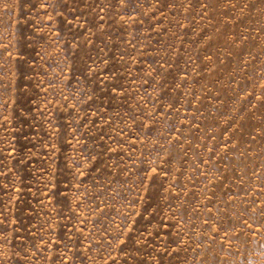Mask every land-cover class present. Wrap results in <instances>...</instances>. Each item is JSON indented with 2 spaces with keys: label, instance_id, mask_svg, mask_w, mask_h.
Here are the masks:
<instances>
[{
  "label": "rangeland",
  "instance_id": "rangeland-1",
  "mask_svg": "<svg viewBox=\"0 0 264 264\" xmlns=\"http://www.w3.org/2000/svg\"><path fill=\"white\" fill-rule=\"evenodd\" d=\"M0 264H264V0H0Z\"/></svg>",
  "mask_w": 264,
  "mask_h": 264
}]
</instances>
